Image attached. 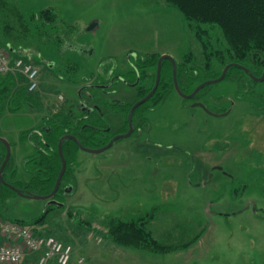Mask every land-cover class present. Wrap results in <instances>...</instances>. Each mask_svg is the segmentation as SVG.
<instances>
[{
	"label": "rangeland",
	"instance_id": "374dc122",
	"mask_svg": "<svg viewBox=\"0 0 264 264\" xmlns=\"http://www.w3.org/2000/svg\"><path fill=\"white\" fill-rule=\"evenodd\" d=\"M17 3L23 12L55 9L77 26L73 43L89 53L67 56L87 73L86 81L72 84L54 74L53 58L40 60L33 39L14 47L38 70V87L30 93L41 106L0 114V138L11 150L4 173L9 182L30 181L25 162L36 154L33 133L50 114L79 103L80 91L102 77L110 83L124 77L137 57L168 54L179 63L190 51L183 16L164 0ZM92 23L97 28L89 31ZM105 90L99 95L108 101L127 106L139 101L138 85L116 81ZM252 94L243 98L237 84L227 81L211 85L201 102L174 91L157 110L146 106L148 125L133 136L102 153L76 152L74 182L62 207L50 209L49 201L16 195L0 214L28 225L45 215L35 228L74 246L71 264L81 258L84 264H264V179L256 176L264 172V83ZM106 121L112 136L127 130L125 113L110 112ZM6 152L0 143V169ZM155 209L151 229L160 241L174 236L185 243L202 232L201 239L187 249L157 253L121 246L105 229L106 218L136 219Z\"/></svg>",
	"mask_w": 264,
	"mask_h": 264
},
{
	"label": "trees",
	"instance_id": "16d2710c",
	"mask_svg": "<svg viewBox=\"0 0 264 264\" xmlns=\"http://www.w3.org/2000/svg\"><path fill=\"white\" fill-rule=\"evenodd\" d=\"M164 2L168 7L181 13L189 38L190 51L181 62H177V79L183 93L191 94L202 83L219 78L229 64L242 65L256 77L263 75L264 0H164ZM75 27L77 26L74 23L60 18L53 8L23 12L17 0H0V46L6 50H14V47H22L23 40L33 39L36 44L35 53L40 56V60L43 56L53 58L50 64L51 67L54 66L52 69L54 74L72 84L87 80L84 68L75 60L67 58L71 54H82L76 51L82 48L73 43L74 34L71 30ZM154 56L156 55L135 58L131 61V71L124 77H116L113 83L106 82L102 77L103 81L86 87L85 93H81L79 99V102L83 103L82 109H78V106L75 109V105L65 106V109L47 118L45 121L50 131L45 130L43 135L47 138L48 147L44 153L35 156L29 163L32 164L30 181L9 182L4 177L5 180L28 194L49 195L53 192L62 169L58 149L62 137L73 135L83 146L90 149L106 146L115 136L111 135L110 126L106 121V116L110 112L125 113L128 130V115L132 106L108 101L99 93L106 91V88L109 89L116 81H125L130 85L139 86V100L145 98L156 82L160 58ZM151 69H155L156 73L150 75ZM224 81L237 84L238 92L242 93L241 96L245 99L252 98V91L259 84L252 80L248 73L236 67L229 70ZM210 88L211 86H207L200 91L195 100L201 102ZM174 91L173 65L166 60L162 64L161 81L157 92L134 113L135 132L148 125L146 106L150 107V111L157 110ZM24 105L37 109L41 106L31 95L27 80L20 74L1 77L0 114L8 110L18 111ZM79 149L77 143L72 140H66L63 144L68 166L61 189L55 197L59 202H63L66 197L65 189L71 187L74 182L72 169L76 164V152ZM16 195L13 189L0 181V208L11 196ZM51 206L50 209L55 205ZM156 211L157 209L130 220L120 217L106 218L105 229L113 242L121 246L157 253L187 249L201 239L202 232L185 243H177L181 237L177 239L174 236L165 242L160 241L151 229V224L157 221ZM44 219L45 215L31 222L29 226L35 227L40 222H45Z\"/></svg>",
	"mask_w": 264,
	"mask_h": 264
},
{
	"label": "built area",
	"instance_id": "2783aa9c",
	"mask_svg": "<svg viewBox=\"0 0 264 264\" xmlns=\"http://www.w3.org/2000/svg\"><path fill=\"white\" fill-rule=\"evenodd\" d=\"M9 74L22 75L31 92L38 87L37 68L25 62L14 50H6L0 46V78ZM30 256L38 259L37 264H71L74 246L42 234L33 226L5 219L0 214V264H21ZM84 263V258L79 259L78 264Z\"/></svg>",
	"mask_w": 264,
	"mask_h": 264
},
{
	"label": "water",
	"instance_id": "95a60500",
	"mask_svg": "<svg viewBox=\"0 0 264 264\" xmlns=\"http://www.w3.org/2000/svg\"><path fill=\"white\" fill-rule=\"evenodd\" d=\"M95 28H97V23H92V26L88 30L91 31L92 29H95ZM76 51H78L79 53L87 52V51H85L83 49L76 50ZM87 53H89V52H87ZM166 60L170 61L172 63V65H173V79H174L175 91L181 97L189 99V100L196 101L195 100L196 96L204 88H206L207 86H211L213 84H217V83H220V82L224 81L226 79V76H227L229 70L232 67H236V68H239V69L245 71L246 73H248L250 75L252 80H254L255 82L264 83V72H263V75L261 77H256V76L250 74V71L246 67H244L242 65L229 64V65H227L224 68V70H223V72H222V74H221V76L219 78L206 81V82L202 83L201 85H199L191 94H185L180 89V86H179V83H178V79H177V72H178L177 61L171 55H168V54L162 55L160 57L159 61H158V65H157V77H156L155 86L152 89V91L145 98L139 100L135 105L132 106V108H131V110L129 112V115H128L129 130L126 133H121V134H118V135L114 136L111 139V141L106 146H104L102 148H99V149H90V148H87V147L83 146L82 143L80 142V140L77 137L73 136V135H65L64 137L61 138V140L59 142L58 149H59V155H60V158H61V161H62V169H61V172H60L59 177L57 179L55 188H54V190H53V192L51 194H49V195L28 194L25 191H23L21 189H18L15 186H13L12 184H9V183H7L5 181L4 173H5L6 167L9 164V161H10V158H11V150H10V145L5 140H3L2 138H0V143L4 144V146L6 147L7 152H6V156H5L4 162H3L2 166H1V169H0V181L2 183H4L5 185H8L11 189H13L18 196H23V197H27V198H31V199L46 200V201H49L51 205L62 207L63 203L55 200V197H56V194L58 193V191H59V189L61 187L63 178H64V176L66 174V171H67V166H68L67 165V161H66L65 156H64V152H63V144H64V142L66 140H72V141L77 143V145L79 146V148L81 150L98 154V153H102V152H105L106 150L110 149L117 141H119L121 139H124V138L131 137L132 134L134 133V124H133L134 113L140 106H142L145 103H147L148 101H150V99L157 92V90L159 88V85H160V81H161L162 64ZM79 94H81V91H80ZM196 106L201 107L204 110H206L208 113L214 115L210 110L207 109V107L203 103L198 102V103H196ZM224 115H226V114H224ZM216 116H219V115H216ZM217 169H221V168L217 167ZM249 207H250V205L248 206V208Z\"/></svg>",
	"mask_w": 264,
	"mask_h": 264
},
{
	"label": "flooded vegetation",
	"instance_id": "af4514ba",
	"mask_svg": "<svg viewBox=\"0 0 264 264\" xmlns=\"http://www.w3.org/2000/svg\"><path fill=\"white\" fill-rule=\"evenodd\" d=\"M77 50H79V49H77ZM85 53H87V52H85ZM85 104V103H84ZM74 105V104H73ZM83 103L81 104L80 102L79 103H75V109H77V106H78V109H82L83 108ZM71 108H73V106L71 107ZM61 111V109L58 111V112H54V113H52V114H57V113H59ZM153 111V110H152ZM151 111V112H152ZM52 114H50L47 118H49V117H52L53 115ZM46 118V119H47ZM45 119V120H46ZM134 124V123H133ZM45 130H47L48 132L50 131V129H48V126L46 125V121H45V125L42 127V129H40L39 131H36V133H33V136H36V140H33V136H32V139H31V143L33 144V147L35 148V151H36V154L35 155H33L32 157H30L29 158V160H26V162H25V166H26V168H27V171L28 172H30V166L32 167V164H29L32 160H33V158L35 157V156H38L39 154H41V153H44L45 152V150H46V148L48 147V142H47V138L43 135V132H45ZM128 130H129V127H128ZM127 130V131H128ZM139 131V130H138ZM124 133H126V132H124ZM134 133H135V127H134ZM134 133L132 134V136L134 135ZM256 176H258L259 178H261V179H264V172H258V173H256ZM8 183V182H7ZM10 184V183H9ZM62 185V184H61ZM60 189H61V187H60ZM59 189V190H60ZM67 189L68 188H66L65 189V194L64 195H66V191H67ZM58 193H59V191H58ZM57 193V194H58ZM56 194V195H57ZM55 200H57L56 198H55ZM58 201V200H57Z\"/></svg>",
	"mask_w": 264,
	"mask_h": 264
},
{
	"label": "crops",
	"instance_id": "0c3cea01",
	"mask_svg": "<svg viewBox=\"0 0 264 264\" xmlns=\"http://www.w3.org/2000/svg\"><path fill=\"white\" fill-rule=\"evenodd\" d=\"M37 258L36 257H33V256H30V257H27L21 264H26V262H28L29 264H37Z\"/></svg>",
	"mask_w": 264,
	"mask_h": 264
}]
</instances>
